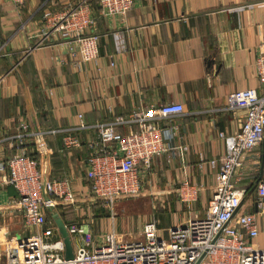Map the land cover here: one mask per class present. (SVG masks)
<instances>
[{
	"label": "crops",
	"instance_id": "crops-1",
	"mask_svg": "<svg viewBox=\"0 0 264 264\" xmlns=\"http://www.w3.org/2000/svg\"><path fill=\"white\" fill-rule=\"evenodd\" d=\"M85 1L93 6L92 31L99 36V50L95 61L82 65L65 54L59 40L41 43L40 33L44 12H62ZM263 44L264 0H136L118 18L100 16L96 0H25L19 8L0 0V138L16 133L22 119L31 130L46 132L72 128L78 115L92 125L136 109L181 104L182 115L160 121L170 151L154 162L149 187L172 197L174 214L187 209L178 223L163 229L202 217L225 153L219 133L234 135L244 116L240 110L224 109L235 91L258 89L255 61ZM132 129L122 126L119 131ZM93 135L83 133L82 140ZM40 142L46 149H40ZM27 143L48 178L69 176L77 191L83 189L87 151L68 159L60 152V135ZM8 149L0 145V159ZM210 160L217 161L214 168ZM1 176L0 171L4 246L37 231L24 225L18 195L1 183ZM184 181L197 190L188 203L178 198ZM233 183L246 190L238 212L255 215L253 246L264 250V199L259 206L256 187L264 185V141L246 154ZM88 201L78 198L73 208L58 206L55 212L71 225L80 221L76 208L87 209ZM87 223L93 231L94 224ZM2 249L0 264L5 262Z\"/></svg>",
	"mask_w": 264,
	"mask_h": 264
},
{
	"label": "built area",
	"instance_id": "built-area-1",
	"mask_svg": "<svg viewBox=\"0 0 264 264\" xmlns=\"http://www.w3.org/2000/svg\"><path fill=\"white\" fill-rule=\"evenodd\" d=\"M135 1L96 0V5L100 16L118 18L126 16ZM10 2L19 8L25 0ZM42 18L41 43L59 40L66 55L77 57L76 64L98 58L99 36L92 31L96 17L90 3L85 1L62 12L46 11ZM255 73L258 89L235 91L224 109L240 110L244 116L234 135L219 133L224 139L225 153L218 163L205 214L168 229L159 228L157 221L147 222L138 239L119 238L113 224L114 203L138 196L150 183L154 162L170 151L163 141L160 121L182 115L183 106L169 103L136 109L127 116L92 125H86L83 116L78 115L72 128L46 132L31 130L22 119L16 133L0 138V145L5 149L9 146L7 156L5 151L0 159L1 183L15 190L17 210L24 225L37 232L24 240L5 243L4 264H264V250L253 246L258 235L255 215L238 212L246 190L235 188L233 183L246 154L264 141V44L255 61ZM122 126L133 129L120 133ZM88 132L94 133L93 138L83 141L81 134ZM48 135L61 136L60 152L68 159L87 151L82 164L83 189L77 191L69 176L47 178L38 162L29 157L27 141H42ZM39 144L40 149H46V144ZM208 163L212 168L217 165L216 160ZM256 187L260 206L264 185ZM196 195L197 190L187 181L181 184V203H188ZM78 198L90 201L87 209L76 208L79 222L64 224L70 241L72 236L77 241L75 248L72 245L74 260L67 261L64 241L50 211L55 212L58 206L73 208ZM97 208L110 213L111 225L102 231L99 219V233L95 235L87 222L93 224Z\"/></svg>",
	"mask_w": 264,
	"mask_h": 264
},
{
	"label": "rangeland",
	"instance_id": "rangeland-1",
	"mask_svg": "<svg viewBox=\"0 0 264 264\" xmlns=\"http://www.w3.org/2000/svg\"><path fill=\"white\" fill-rule=\"evenodd\" d=\"M149 186L150 184H146L143 191L136 197L122 198L115 201L113 224L115 225L116 233L121 240L138 239L142 225L147 222L158 220L163 227L178 223L180 221V215L187 210L183 206L181 207L182 210H179V212L174 214L176 203H172V197L160 192H155L158 191L157 187H155V190L153 189L154 192H151ZM151 186H153V184H151ZM95 203L96 205H99L97 204V201H95ZM94 216L95 223L93 222V233L98 235V220L101 219V224L103 225L102 231L107 230L111 225L109 218L110 213L102 208H97L94 211ZM95 238H98V236ZM71 241L75 248L77 246L76 238L72 236ZM2 247L3 246H0V250Z\"/></svg>",
	"mask_w": 264,
	"mask_h": 264
},
{
	"label": "water",
	"instance_id": "water-1",
	"mask_svg": "<svg viewBox=\"0 0 264 264\" xmlns=\"http://www.w3.org/2000/svg\"><path fill=\"white\" fill-rule=\"evenodd\" d=\"M51 213V217L54 221V224L57 227V230L59 232L60 237L62 238V241H64V258L67 261H72L74 260L73 258V247H72V243L70 241V238L68 236L66 227L64 225V223L62 222L61 218L59 217L58 213L54 212V211H50Z\"/></svg>",
	"mask_w": 264,
	"mask_h": 264
},
{
	"label": "trees",
	"instance_id": "trees-1",
	"mask_svg": "<svg viewBox=\"0 0 264 264\" xmlns=\"http://www.w3.org/2000/svg\"><path fill=\"white\" fill-rule=\"evenodd\" d=\"M92 8H93V6H92ZM97 10H98V8H97ZM85 152V151H84ZM29 154V157L31 158V159H34V160H36L37 162H38V165H39V156H36V155H32V154H30V153H28ZM82 154V153H81ZM75 157V156H74ZM41 168V166H39V169ZM48 178V177H47ZM58 178H62V177H58ZM50 179V178H49ZM49 219H50V216H49ZM157 222H159L158 220H156ZM65 224V223H64ZM159 228H166V227H163V226H161V224H159Z\"/></svg>",
	"mask_w": 264,
	"mask_h": 264
}]
</instances>
